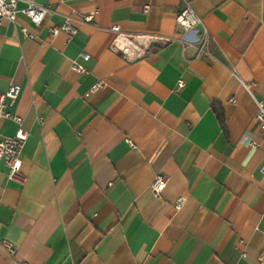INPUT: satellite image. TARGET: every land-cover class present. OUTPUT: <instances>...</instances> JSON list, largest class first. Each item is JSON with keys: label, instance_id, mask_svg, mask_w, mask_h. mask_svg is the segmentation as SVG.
<instances>
[{"label": "crops", "instance_id": "obj_1", "mask_svg": "<svg viewBox=\"0 0 264 264\" xmlns=\"http://www.w3.org/2000/svg\"><path fill=\"white\" fill-rule=\"evenodd\" d=\"M27 1L51 13L0 24V92L20 86L10 110L28 132L23 179L0 161V240L16 248L0 243V264H258L264 0H189L208 36L199 55L186 40L202 27L184 34L175 21L181 0ZM89 13L72 36L50 35ZM113 24L146 48L114 47ZM156 174L167 177L157 196Z\"/></svg>", "mask_w": 264, "mask_h": 264}, {"label": "built area", "instance_id": "obj_2", "mask_svg": "<svg viewBox=\"0 0 264 264\" xmlns=\"http://www.w3.org/2000/svg\"><path fill=\"white\" fill-rule=\"evenodd\" d=\"M19 0H0V24L3 21H8L12 24H15L17 13H22L25 15L29 21L38 25L42 20L51 13V8L47 4H39L32 1H27L23 6H19ZM149 8L148 4L143 5V12H147ZM92 20V13L85 14L78 19H73L71 16H65L62 23L58 26H52L49 28L50 35L53 36L58 32L62 31L67 36H72L77 31L76 22L78 23H90ZM175 21L179 27L183 30L184 34H189L196 26L200 25L202 27L201 34L198 37L187 39V44L194 45L196 48V55L201 53L208 54L206 47L208 44V36L206 29L203 26V23L200 17L194 12L189 0H181V8L175 15ZM75 22V23H74ZM19 30L23 36L31 37L32 34L28 31L25 26H20ZM115 33V43L114 47L121 49L123 52H126L129 46L135 48L138 52L142 51L143 48H146V45L143 41L144 38L140 34H125L122 33L118 24H113L110 27ZM122 40L125 44L124 46L117 45L116 41ZM84 57L86 55L82 53ZM71 68L76 72H83L84 69L81 65L72 63ZM179 84H182V81L179 80ZM105 83L101 80H97L90 87L91 91H96L103 89ZM245 88L248 89V86L245 85ZM20 92V86L17 84H10L4 92H0V124L4 119H8L15 124V130L10 135H4L1 132L0 126V161L7 166L8 168V177L11 179L23 177L20 174V167L22 163L21 159V149L24 142L28 136L27 130L22 126V116L12 112L10 107L14 104L18 94ZM256 103V112L254 115L255 120L258 122L259 127L261 128L264 135V99H255ZM127 142L132 144L131 140L127 138ZM250 145L254 146L256 143L250 141ZM261 172H264V161L260 168ZM167 182V177L162 174H156L151 182L150 188L154 195H159L160 192L164 189ZM184 197L179 196L173 202L174 209L178 210L182 207L184 203ZM241 242V240H240ZM0 243L5 248L9 254L15 253V246L8 240L1 239ZM22 264H26L25 262ZM258 264H264V249L259 255Z\"/></svg>", "mask_w": 264, "mask_h": 264}]
</instances>
